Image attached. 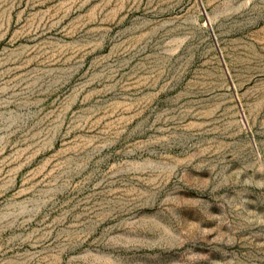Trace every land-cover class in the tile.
<instances>
[{"label": "rangeland", "instance_id": "rangeland-1", "mask_svg": "<svg viewBox=\"0 0 264 264\" xmlns=\"http://www.w3.org/2000/svg\"><path fill=\"white\" fill-rule=\"evenodd\" d=\"M0 264H264V0H0Z\"/></svg>", "mask_w": 264, "mask_h": 264}]
</instances>
